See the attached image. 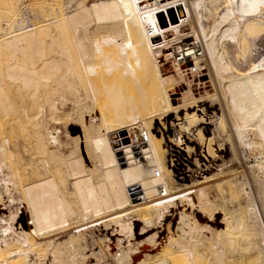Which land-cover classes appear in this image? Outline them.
Masks as SVG:
<instances>
[{
	"label": "bare ground",
	"instance_id": "6f19581e",
	"mask_svg": "<svg viewBox=\"0 0 264 264\" xmlns=\"http://www.w3.org/2000/svg\"><path fill=\"white\" fill-rule=\"evenodd\" d=\"M14 2L0 9L7 17L0 36H7L2 47L8 55L0 75L24 89L31 142L25 154L19 144L12 152L0 138V207L8 212L0 219V264H196L207 242L215 264H225L233 239L201 223L197 215L206 213L191 211L194 191L173 183L165 149L169 113L187 133L196 129L198 141L219 143L203 131V124L216 122L206 102L220 112L219 123H228L247 160L248 177L235 175L233 187L248 233L246 249H259L257 264H264V60L246 66L234 58L239 35L262 26L264 0H65L57 35L46 29L47 39L34 24L9 16L16 13ZM160 12L168 13L169 26ZM65 30L73 39L63 36ZM102 63L110 74L123 69L140 96L100 88L93 76ZM186 76L208 77L214 95L197 97ZM140 77L152 84L154 96H146ZM183 86L187 91L176 106L170 92ZM50 120L70 125L62 133L47 126ZM75 125L82 134L73 135ZM171 186L175 192L159 197ZM211 204L204 201L210 220L217 212ZM159 228L167 233L166 245L158 254H143L163 232L138 237ZM111 236H118L116 252Z\"/></svg>",
	"mask_w": 264,
	"mask_h": 264
},
{
	"label": "rangeland",
	"instance_id": "374dc122",
	"mask_svg": "<svg viewBox=\"0 0 264 264\" xmlns=\"http://www.w3.org/2000/svg\"><path fill=\"white\" fill-rule=\"evenodd\" d=\"M9 1H15L17 3V5L14 6L16 13H11L9 15L11 18H14V21H18L19 19L29 21L31 24L35 25V28L38 29V31H40L41 37L43 38H46L43 35V32L46 29L50 31L51 35H57L56 25L63 19L66 12V9H64L65 0H0V4L2 6H0V9L4 8V4H7V2ZM93 1L94 0H86V3H92ZM15 2L14 4H16ZM58 5H61L62 7ZM57 7L62 8L64 12L62 11L61 13L63 14H58L56 12L58 9ZM171 11L173 13V16H175L178 21L179 17L177 14V10L174 9ZM159 15L169 26V20L166 17L168 13L167 15H165V12H160ZM6 19V14L0 15V31H2V28H6L4 23ZM62 34L65 37L73 39V33H71L70 30H65ZM6 39L7 36H0L1 71L3 70L2 62H4V60L8 58V55L5 54L2 47V44ZM160 39L162 42V36L160 37ZM158 40L159 39H157V41ZM234 58L240 63V65L246 66H250L253 63L261 62L264 60V22L262 26H253L246 31L244 30V32L239 35L238 50L234 55ZM158 61L164 63V59L162 58H159ZM9 63L12 64L13 61L10 60ZM100 64H97L95 66L94 72L96 73V75L94 74L93 76V79L96 81L100 88H103L104 86H115L116 88L120 89L126 96H140V94L137 92L136 82L133 78L126 76L123 69L110 74L105 71L104 64ZM205 74L207 73L205 72ZM186 79L188 81H193V90L197 97L203 95L205 96V98H207L208 96L212 97L214 95V88L209 83L210 80L208 79V77H196L194 79H191L190 76H186ZM140 80L145 88L146 96H154L155 89L153 86H151L152 84H148V82H146L141 77ZM0 89H4L5 91V94H0V121H2L0 125V131L2 130L3 132V136L0 133V138L3 139V141L6 143V146H8V148L12 152L15 150L16 145L19 144V148L22 149L25 154H29L31 141L28 139V137H26L27 130L24 127L26 111L24 98V96L26 95L24 89L22 88L20 82L12 81L9 78H5L3 76L1 77V75ZM186 91V86H183L181 88H178L176 92H170L172 104L176 106L181 104L182 96ZM100 96L105 95L102 94ZM208 103V117L210 116L211 120H216V122H213V125L203 124V131L205 132L206 130V136H208V134L209 137L214 135V137L219 140V143L221 142L220 144L215 140H213V142L211 143L207 142L206 140H204V142L198 141L197 137L194 136L197 130L195 129L193 133H187L186 128L182 127L183 125L181 124V122L175 119V114L171 113V116L169 113V119L167 121H164L163 123L164 128L165 126H167V129L164 131L167 141L165 149L168 150L167 161L170 166L174 165L171 167V170L173 171L172 174L174 176L173 183H179L181 187H183V190H188L191 188V190L194 191V195L196 197V205L190 208L191 211H201L202 213L207 214V217L204 214L197 215L198 220L201 223L208 224L217 232L225 231L227 237L233 239V247L227 246L228 248L225 256V264H257L260 259L261 251L257 249L252 253L248 252L246 249L248 233L244 226L243 213L241 212L240 207L237 206L240 201V197L237 195V192L233 187V178L235 175H244L245 173V175L248 177V163L246 158H244L245 155L243 149L240 147L235 138H233L230 126L228 125V123L226 124L225 121H221V123L217 121L221 119V114L216 109H211L214 106L211 107L210 102H206L205 104ZM100 107L104 111H102L103 115H107L109 104L104 100V98L100 100ZM1 116H3V119ZM3 121L5 123H3ZM68 125H70V122L65 120L56 122L55 120H50L47 126L49 128H58L62 133H65ZM12 128L15 132L11 131ZM68 129L72 130L71 128ZM180 130L185 131L180 135ZM80 134H82L81 128L76 127V125L75 127L73 126V135L76 136ZM125 135L128 137V131L125 132ZM217 136L219 137V139ZM185 143L187 144L185 145ZM82 153L83 158L85 159V164H87V166L90 168L91 163H89L90 161L87 157L86 150H83ZM234 156L237 158V160L233 159ZM223 161H227L228 163L226 166L221 167ZM250 162H252V160H250ZM175 174L178 177H176ZM210 176L211 178H208ZM180 178L183 180H181ZM144 181L145 180L143 179V182ZM253 189L256 195L254 185ZM173 192L175 191L173 190L172 186L166 187L164 195L159 197L168 196ZM205 200L210 201L212 203V207L217 210V212L215 211V213L213 214V218L211 220L209 219L210 211L204 205ZM257 202L258 206L261 209V212L263 213L260 200L257 199ZM186 208L188 209V207ZM2 209H4L3 206L0 207V219L2 218L3 214H8L7 211H2ZM22 221L28 223V216H23ZM102 229L103 228H101V230ZM173 229L175 230L176 226ZM137 230L138 232H141L140 228H138ZM158 230L163 232L159 234V241L157 240L158 244L154 249H152V246L142 248L143 254H158L162 251L164 245H166L167 233L164 229L161 228L151 231L146 236H139L138 241H144L147 236L154 234V232H157ZM117 237L118 236L110 237L111 242H109V245L112 252H116L118 249V247H116L117 245L114 246L115 244H117V242L115 243ZM210 245L211 243L207 242L204 246L199 247L198 260L196 261V264H215V261L210 254ZM233 249L241 252L237 254ZM176 255L177 253L175 254L174 252L173 256L177 257L178 255ZM88 261L90 263L96 262L93 257H89Z\"/></svg>",
	"mask_w": 264,
	"mask_h": 264
}]
</instances>
